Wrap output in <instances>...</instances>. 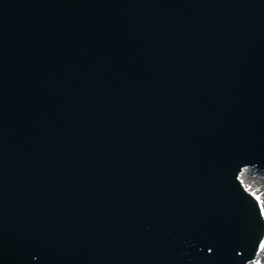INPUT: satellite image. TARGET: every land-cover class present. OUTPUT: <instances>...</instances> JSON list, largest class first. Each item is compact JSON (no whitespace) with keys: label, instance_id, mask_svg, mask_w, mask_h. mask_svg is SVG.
I'll return each mask as SVG.
<instances>
[{"label":"water","instance_id":"water-1","mask_svg":"<svg viewBox=\"0 0 264 264\" xmlns=\"http://www.w3.org/2000/svg\"><path fill=\"white\" fill-rule=\"evenodd\" d=\"M264 0H0V264H247L264 239Z\"/></svg>","mask_w":264,"mask_h":264},{"label":"rangeland","instance_id":"rangeland-1","mask_svg":"<svg viewBox=\"0 0 264 264\" xmlns=\"http://www.w3.org/2000/svg\"><path fill=\"white\" fill-rule=\"evenodd\" d=\"M251 181L250 183L252 184H248L247 187L251 186L250 191L247 189V191H249L252 195H254V197L258 200V202H260V206H261V201H263L264 199V176L263 175H259L258 173H255L254 171L251 172ZM263 255V260H264V253ZM256 264H264V261H259Z\"/></svg>","mask_w":264,"mask_h":264},{"label":"bare ground","instance_id":"bare-ground-1","mask_svg":"<svg viewBox=\"0 0 264 264\" xmlns=\"http://www.w3.org/2000/svg\"><path fill=\"white\" fill-rule=\"evenodd\" d=\"M253 171L255 172V170H253L251 168L250 169L245 168V169H242L241 173L239 174L240 176H239L238 180H240L241 184L244 185L245 189H248L249 191L251 189V186L247 187V185L248 184H252V183H250V181H251V175L250 174ZM260 207H262V212H263V216H264V199H263V201H261V206ZM262 244H264V239H263V243ZM263 253H264V247H260L259 248V252L255 255V258L253 259L254 264L259 262V261H264L263 260V255H262ZM248 264H252V263L250 262Z\"/></svg>","mask_w":264,"mask_h":264},{"label":"snow or ice","instance_id":"snow-or-ice-1","mask_svg":"<svg viewBox=\"0 0 264 264\" xmlns=\"http://www.w3.org/2000/svg\"><path fill=\"white\" fill-rule=\"evenodd\" d=\"M261 247H264V244H262Z\"/></svg>","mask_w":264,"mask_h":264}]
</instances>
